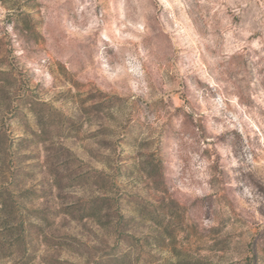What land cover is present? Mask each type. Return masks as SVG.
<instances>
[{"label":"rangeland","instance_id":"1","mask_svg":"<svg viewBox=\"0 0 264 264\" xmlns=\"http://www.w3.org/2000/svg\"><path fill=\"white\" fill-rule=\"evenodd\" d=\"M0 264H264V0H0Z\"/></svg>","mask_w":264,"mask_h":264}]
</instances>
